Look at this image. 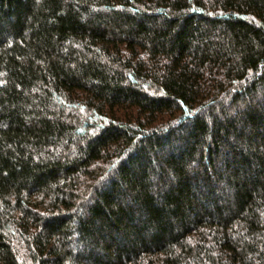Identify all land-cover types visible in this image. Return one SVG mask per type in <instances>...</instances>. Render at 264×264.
<instances>
[{
  "label": "trees",
  "instance_id": "trees-1",
  "mask_svg": "<svg viewBox=\"0 0 264 264\" xmlns=\"http://www.w3.org/2000/svg\"><path fill=\"white\" fill-rule=\"evenodd\" d=\"M0 264H264V0H0Z\"/></svg>",
  "mask_w": 264,
  "mask_h": 264
}]
</instances>
